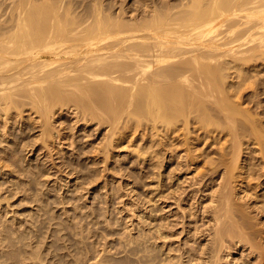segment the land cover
Listing matches in <instances>:
<instances>
[{
	"label": "bare ground",
	"instance_id": "1",
	"mask_svg": "<svg viewBox=\"0 0 264 264\" xmlns=\"http://www.w3.org/2000/svg\"><path fill=\"white\" fill-rule=\"evenodd\" d=\"M38 1L9 0L8 6L0 8V115L10 116L12 108L24 106L23 111L26 104H31L43 118L41 134L50 135L56 132L51 128L55 127L51 126L56 120L54 110L68 105L77 110L80 120L105 119L110 123L109 133L106 132L109 135L115 133L125 114L129 123L137 124L134 130L147 122V132L155 138L162 135L163 141L181 129L187 136L183 138L185 144L191 133L198 140L211 139V143L222 137L232 138V151L223 153V147L219 153L223 161L216 164L219 168L224 165L226 171L221 172L222 191L215 194L220 196L216 199H220L217 206H221L213 205L217 209L212 227L218 238L214 235L212 240L222 242L227 231L224 224L229 223L224 218L240 213V208L234 209L230 202L234 170L239 168V161L254 155L253 148L249 151L246 146V137L264 145V0H149L145 1L147 6L144 3L142 16L131 13L130 19L120 13L113 16L114 11L111 15L100 0H91L93 4H86L82 13L74 6L76 2L72 5L57 0ZM124 127L122 130L128 129ZM174 144L162 145L171 150ZM155 147L158 146L153 142L151 148ZM213 160L209 161L212 168ZM249 168L252 169L248 163L241 167L244 179L260 180L263 174L249 176ZM213 241L214 246L217 242Z\"/></svg>",
	"mask_w": 264,
	"mask_h": 264
},
{
	"label": "rangeland",
	"instance_id": "2",
	"mask_svg": "<svg viewBox=\"0 0 264 264\" xmlns=\"http://www.w3.org/2000/svg\"><path fill=\"white\" fill-rule=\"evenodd\" d=\"M57 1L72 5L76 2L74 6L81 13L91 2ZM100 1L111 15L120 13L126 19L142 16L141 10L150 2ZM9 4V0H0L1 10ZM8 15L9 12L4 16ZM34 107L26 104L23 111L14 107L9 110L12 115H0V264H209L213 261L215 264H264V145L259 146L246 137V146L249 151L253 148L255 156L239 161V168L234 170L236 178L231 183L230 202L234 209L240 208V213L224 218L229 222L224 227L230 232L223 233L222 242V239L213 241L217 237L212 227L214 211L221 206H217L220 203L217 192L222 191L226 171L224 165L219 168L216 164L223 161L219 153L223 147V153L230 149L232 138L222 137L211 143V139L198 140L191 133L189 143L185 144L183 138L187 136L181 129L163 141L162 135L157 134L155 138L147 132V118L143 120L145 126L139 125L134 130L137 124L129 123L127 114L123 115L115 133L109 135L110 123L105 119L103 122L80 120L77 110L68 105L56 107V120L51 125L56 127H51L56 132L45 135L40 130L43 118ZM125 118L130 125L124 123ZM122 127L128 129L122 130ZM153 142L158 147L151 148ZM165 142H174L176 149L162 145ZM208 158L220 162L213 160L212 168ZM244 163L252 167L248 170L252 173L249 176L262 173L263 177L244 179V174H240ZM212 199L218 200H213L216 204ZM211 241L221 245L213 246ZM214 253L218 257L212 258Z\"/></svg>",
	"mask_w": 264,
	"mask_h": 264
}]
</instances>
